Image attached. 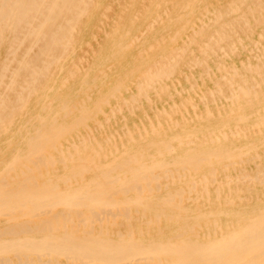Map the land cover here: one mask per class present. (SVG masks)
Segmentation results:
<instances>
[{"label": "bare ground", "instance_id": "obj_1", "mask_svg": "<svg viewBox=\"0 0 264 264\" xmlns=\"http://www.w3.org/2000/svg\"><path fill=\"white\" fill-rule=\"evenodd\" d=\"M0 264H264V0H0Z\"/></svg>", "mask_w": 264, "mask_h": 264}, {"label": "rangeland", "instance_id": "obj_2", "mask_svg": "<svg viewBox=\"0 0 264 264\" xmlns=\"http://www.w3.org/2000/svg\"><path fill=\"white\" fill-rule=\"evenodd\" d=\"M182 35H183V34H182ZM254 37H255L256 39H258L257 36L254 35ZM86 44H87V43H85L83 46L86 47ZM243 52H244V53H243ZM245 54H248L247 51H242L239 55H236V54H235V55H233V56H229V57L225 58V60H226V61H229V60H232V59H233V60H236V62H239L238 60H239L240 58H242V57L244 58V57L246 56ZM236 56H237V57H236ZM230 58H231V59H230ZM237 59H238V60H237ZM176 75H178L180 78L182 77V73H181V74H178V73H177ZM176 75H175V76H176ZM171 78H172V77H171ZM171 78L168 79V80L166 81V82H168L170 85H171V83H170V82H171ZM169 80H170V81H169ZM182 80H183V83H185L186 86H188V83H186V81H185L184 79H182ZM184 81H185V82H184ZM198 84L202 86L201 80L198 81ZM129 85H131V84H129ZM189 86H190V85H189ZM125 111H127V109H124V112H125ZM140 116H142V115H140ZM99 117H101V115H99Z\"/></svg>", "mask_w": 264, "mask_h": 264}]
</instances>
